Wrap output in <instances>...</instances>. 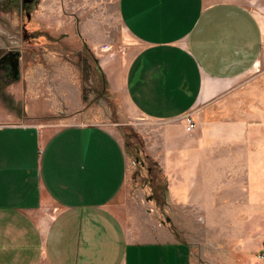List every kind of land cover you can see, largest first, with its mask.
<instances>
[{
  "label": "crops",
  "instance_id": "obj_1",
  "mask_svg": "<svg viewBox=\"0 0 264 264\" xmlns=\"http://www.w3.org/2000/svg\"><path fill=\"white\" fill-rule=\"evenodd\" d=\"M118 13L124 50L97 52V72L140 120L167 204L264 221V0H119ZM32 119L0 116V264H181V243L134 242L115 213L118 125Z\"/></svg>",
  "mask_w": 264,
  "mask_h": 264
},
{
  "label": "rangeland",
  "instance_id": "obj_2",
  "mask_svg": "<svg viewBox=\"0 0 264 264\" xmlns=\"http://www.w3.org/2000/svg\"><path fill=\"white\" fill-rule=\"evenodd\" d=\"M118 1L0 0V56L19 53L18 78L0 80V116L55 127L118 125L129 173L126 204L115 213L132 241L181 243V264H264V221H238L231 212L229 220L218 200L198 213L167 204L163 176L143 149L140 120L126 113L96 68L102 46L124 50Z\"/></svg>",
  "mask_w": 264,
  "mask_h": 264
},
{
  "label": "water",
  "instance_id": "obj_3",
  "mask_svg": "<svg viewBox=\"0 0 264 264\" xmlns=\"http://www.w3.org/2000/svg\"><path fill=\"white\" fill-rule=\"evenodd\" d=\"M31 1L32 0H23V4L31 3ZM1 61L4 64L8 63L4 72L3 80L7 82L17 79L19 75V53L9 52L1 59ZM262 247L264 249V241L262 242Z\"/></svg>",
  "mask_w": 264,
  "mask_h": 264
},
{
  "label": "built area",
  "instance_id": "obj_4",
  "mask_svg": "<svg viewBox=\"0 0 264 264\" xmlns=\"http://www.w3.org/2000/svg\"><path fill=\"white\" fill-rule=\"evenodd\" d=\"M110 49H111V48L108 47L107 45H104V46H102V47L100 48V50H101L102 52H109ZM183 121H184L185 131H186L187 133L192 132V131L196 128V126H197V124H196V120H195V118L193 117L192 114L185 115L184 118H183ZM259 259H260L262 262H264V252H263L262 254L259 255Z\"/></svg>",
  "mask_w": 264,
  "mask_h": 264
},
{
  "label": "flooded vegetation",
  "instance_id": "obj_5",
  "mask_svg": "<svg viewBox=\"0 0 264 264\" xmlns=\"http://www.w3.org/2000/svg\"><path fill=\"white\" fill-rule=\"evenodd\" d=\"M5 56V55H4ZM4 56H0V80L4 81L3 80V77H4V72H5V69L7 68L8 66V63L4 64L1 59L4 57ZM6 82V81H4Z\"/></svg>",
  "mask_w": 264,
  "mask_h": 264
}]
</instances>
